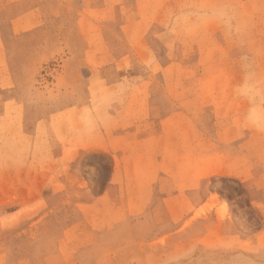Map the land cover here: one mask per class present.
Masks as SVG:
<instances>
[{
    "label": "rangeland",
    "instance_id": "obj_1",
    "mask_svg": "<svg viewBox=\"0 0 264 264\" xmlns=\"http://www.w3.org/2000/svg\"><path fill=\"white\" fill-rule=\"evenodd\" d=\"M2 71L0 264H264V0L2 5Z\"/></svg>",
    "mask_w": 264,
    "mask_h": 264
},
{
    "label": "crops",
    "instance_id": "obj_2",
    "mask_svg": "<svg viewBox=\"0 0 264 264\" xmlns=\"http://www.w3.org/2000/svg\"><path fill=\"white\" fill-rule=\"evenodd\" d=\"M26 0H0V6H5V5H13L17 6L20 3H24ZM39 5H34V7H37ZM35 8L33 7H22L21 10H18L17 15L15 16V20L20 21L21 17H23L26 14H29L34 11ZM37 13H43V10L39 9L35 11ZM26 17L22 18L21 23L26 24ZM14 20V21H15ZM17 23H13V25H16ZM5 45V44H4ZM11 80V81H10ZM14 84L13 81V76L11 75V79H8V76L5 72H1L0 75V119H3L6 117V110H7V103L8 100L10 99V92L8 91V87Z\"/></svg>",
    "mask_w": 264,
    "mask_h": 264
}]
</instances>
